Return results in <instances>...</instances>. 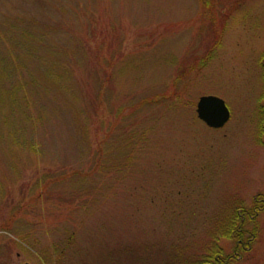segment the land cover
I'll use <instances>...</instances> for the list:
<instances>
[{
	"label": "rangeland",
	"instance_id": "374dc122",
	"mask_svg": "<svg viewBox=\"0 0 264 264\" xmlns=\"http://www.w3.org/2000/svg\"><path fill=\"white\" fill-rule=\"evenodd\" d=\"M263 119L264 0H0V264L201 258L264 194Z\"/></svg>",
	"mask_w": 264,
	"mask_h": 264
},
{
	"label": "trees",
	"instance_id": "16d2710c",
	"mask_svg": "<svg viewBox=\"0 0 264 264\" xmlns=\"http://www.w3.org/2000/svg\"><path fill=\"white\" fill-rule=\"evenodd\" d=\"M261 124H264V119ZM263 214L264 194L256 196L249 207L231 209L228 215L220 221L216 231L213 232L211 243L206 248L205 254L188 264H234L240 262L245 255L249 254L258 240L260 231L257 224ZM221 238L233 241L235 246L231 253H226L225 249L219 245Z\"/></svg>",
	"mask_w": 264,
	"mask_h": 264
},
{
	"label": "water",
	"instance_id": "95a60500",
	"mask_svg": "<svg viewBox=\"0 0 264 264\" xmlns=\"http://www.w3.org/2000/svg\"><path fill=\"white\" fill-rule=\"evenodd\" d=\"M196 112L199 120L211 129H222L231 119L226 102L217 96H202L197 103Z\"/></svg>",
	"mask_w": 264,
	"mask_h": 264
}]
</instances>
